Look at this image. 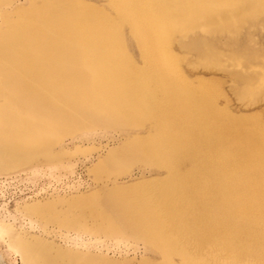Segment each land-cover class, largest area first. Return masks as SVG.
Instances as JSON below:
<instances>
[{
    "label": "rangeland",
    "instance_id": "obj_1",
    "mask_svg": "<svg viewBox=\"0 0 264 264\" xmlns=\"http://www.w3.org/2000/svg\"><path fill=\"white\" fill-rule=\"evenodd\" d=\"M261 1L213 24L172 32L168 45L180 80L169 82L157 74L150 34L138 43L111 0H0L2 83L26 93L35 73L56 96V107L44 102L40 113L56 108L70 115L39 127L32 145L0 160V264H30V258L34 264H264V220L232 215L231 196L202 159L206 140L175 125L168 130L172 141L159 138L161 111L174 113L172 103L183 105L186 96L200 101V116L211 109L219 126L255 149L254 121L264 123L257 77L264 75ZM99 17L108 32L96 26ZM97 33L116 37L110 51L118 55L97 43ZM120 59L134 69L126 85L114 77ZM188 75L212 80L216 98L196 96ZM219 101L252 117L233 121ZM0 154L10 156L3 147ZM263 175L264 165L240 171L236 180L260 182ZM179 206L184 223L193 215L207 232L200 240L189 221L178 223ZM96 223L98 230L83 228ZM210 233L225 244L210 243ZM18 243L30 247L28 256Z\"/></svg>",
    "mask_w": 264,
    "mask_h": 264
},
{
    "label": "bare ground",
    "instance_id": "obj_2",
    "mask_svg": "<svg viewBox=\"0 0 264 264\" xmlns=\"http://www.w3.org/2000/svg\"><path fill=\"white\" fill-rule=\"evenodd\" d=\"M111 3L122 20L128 23L138 43H146L145 38H147V35H145L144 32L150 34V38L155 45V58L160 59L159 63H157V67L159 70L161 69V71L158 70L157 74H159L160 77L162 76V79H169L166 81L170 82V80H180V75L175 67V59L171 56L168 45V36L172 32L184 31L199 25L213 24L239 10H246L262 4V1L111 0ZM99 18L96 26L103 29V32H108L107 25L104 24V19H101V17ZM96 35L97 43H103L104 50L110 51L112 48L111 46H115L112 42H117L114 35L111 36V34L105 33H97ZM118 53L119 52H111L109 54L118 55ZM115 64V71L119 75H115L114 77L121 81V83L126 85L135 78L134 69L131 67L130 63H124V61L121 60ZM35 76H37V74H32L29 81L25 83V87L28 91L26 93L17 92V90L7 87L0 79V147H3L10 155L6 158L2 157L0 154V160L9 159V157L13 158L19 150L27 145H32L35 142L33 136H39L41 133V131H38L39 127H54L58 123L65 122L66 117L70 116L68 112H65V115L63 113H53L55 111L52 109L56 108L45 109L44 114L40 113L41 105L44 102L51 105V107H56V96L52 93L51 87L47 82L41 83L34 79ZM257 77L259 78L258 87L264 88V75ZM166 84L167 83L164 82L161 88H164ZM44 88H49L47 91L49 93L42 92ZM193 90L196 96L201 95L207 101L214 100L218 95V91L214 85L204 81L195 84ZM177 95H174L173 98L171 96L172 100L169 98V100L166 99L167 101L165 102L172 103ZM183 98V105H181L178 100L172 103L175 110L174 113L161 111V117L159 119V127H161L159 130L161 132L159 138L161 140L162 138H167L172 141L171 138L173 136L169 137L168 133V130L171 128L170 126L175 125L177 128L190 126L194 137L206 140L204 144L205 152L202 159L205 161V164L207 163L209 166L216 169L215 171L219 174L217 176L221 179L220 184H223L224 193L231 196L230 202L232 203L230 208L232 209V215L242 220L251 217V219H256L253 221H258L260 219L263 221L264 185L261 187L257 185L260 183L264 184V175L261 177L262 179L260 182L245 180L240 184L237 183L239 181L236 180V176L240 171L249 172L258 166L264 165V123H260L259 120L255 119V129L253 133L257 140L253 145L256 147L254 146L255 149L249 150L247 143L243 141L244 138H237L238 136H235L232 132L233 129L218 125L219 121L215 120V114L213 111H210L211 109L206 117H202L203 115L199 110V106L201 105L198 104L200 101L197 102L194 98L193 101L188 100L186 96H183ZM62 102L65 103L66 110L70 111L69 106H71V104L69 100L65 98ZM134 114L135 120L138 121L139 114L135 112ZM9 127L14 130L11 132L8 131ZM166 164L168 163L166 162ZM238 186H240L241 190H238ZM174 191L175 189H173L172 186L171 195L173 198L175 197ZM35 210H39V208L36 207ZM180 211L181 206L176 210L178 223L184 226L189 221L188 224H191L193 227V237L200 240L201 234L204 235L205 232L201 230V225L196 220V217L191 215L194 220L192 217H188V219H186L187 221L184 223V217L179 213ZM95 225L96 226L83 228L87 231H93L98 230L101 226L99 223ZM181 234L185 237L184 228ZM205 234H207V232ZM206 240L210 243L219 245L225 244L221 243V241L219 242V237L218 235L216 236L215 233H210ZM18 246L25 256L30 254L29 252L31 250L28 245L18 243ZM195 254H197V251H194V255ZM35 262L38 263L35 258L34 260L30 258V264H34Z\"/></svg>",
    "mask_w": 264,
    "mask_h": 264
},
{
    "label": "water",
    "instance_id": "obj_3",
    "mask_svg": "<svg viewBox=\"0 0 264 264\" xmlns=\"http://www.w3.org/2000/svg\"><path fill=\"white\" fill-rule=\"evenodd\" d=\"M188 78H193V83L194 84H198V82L200 83V81H202L203 79H199L198 77H194L192 75H188ZM207 81V80H206ZM208 81H212V80H208ZM207 81V82H208ZM217 105L220 107V108H225L229 111L230 113V118L233 120V121H240L242 120L243 118H250L252 117L251 115H244L245 113H248V112H245V111H241V110H232L228 107V105L226 103H223V102H217ZM250 114V113H249Z\"/></svg>",
    "mask_w": 264,
    "mask_h": 264
}]
</instances>
